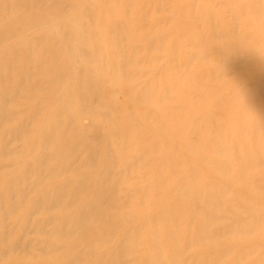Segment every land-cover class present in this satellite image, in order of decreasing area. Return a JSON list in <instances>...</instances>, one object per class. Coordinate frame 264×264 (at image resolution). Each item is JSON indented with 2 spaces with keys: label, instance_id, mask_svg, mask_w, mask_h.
Wrapping results in <instances>:
<instances>
[{
  "label": "bare ground",
  "instance_id": "obj_1",
  "mask_svg": "<svg viewBox=\"0 0 264 264\" xmlns=\"http://www.w3.org/2000/svg\"><path fill=\"white\" fill-rule=\"evenodd\" d=\"M224 1L229 7V12L237 16L236 18L247 16L244 7L234 5L233 0ZM135 2L139 1L0 0V15L11 12L12 9H19V14L11 16L0 28V124L11 119L15 114L7 109L8 103H15L19 97L27 96L26 93L29 91L39 88L54 89L66 77L63 86L67 88V93L62 91L56 93L53 111L35 113L36 116H42L36 127L24 129L19 123L20 125L18 124L19 126L13 131L16 136L26 135L29 139V149L36 148L38 151L21 170L24 192L18 195L17 202L15 200L7 205L8 211L12 212L26 202L25 194L35 191V196L27 202L28 212L24 223L40 211L50 212L73 205L78 207L75 212L62 219L49 218L50 224L56 222L53 227L45 229L43 225L37 224L35 228L37 235L56 240L55 243H48L44 247H36L40 254L52 255L59 260L51 264H89V260L97 256L96 242L105 243L111 236L101 234L99 241L94 238L84 242L83 245L80 243L87 238L86 235L93 227L106 224L103 216L107 212L110 217L115 218L113 222H117L116 214L128 210L132 213L130 216L135 219L140 214V208H145L140 214L143 216V222L125 228L121 237L112 241L116 242L113 253H118L120 264H133L138 261L132 259L130 255L137 246L136 237L141 236L145 226H148L146 235L151 241L157 264H180L179 258L183 252L180 242L189 249L210 235H218L221 229L205 231V228L218 217L213 212L204 211L200 204L209 205L213 210H217L218 206L221 208L219 204L222 201H218L203 189V185L213 186L212 181L204 183L207 174L197 181L192 177L193 184L179 179V170L175 167L182 155L177 150L179 142L184 149H190L192 142L203 153L212 152L226 157V162L222 166L214 159L201 160V164L203 162L208 164L210 170L206 169L207 173L211 171L224 173L227 177L226 185L237 181L245 182L246 169L256 165L264 167V152L260 147L264 135L259 130L264 124V109L261 108L264 105V80H253L244 84L246 86H236L221 94L211 107L193 119L179 142L171 144L166 139L164 133L168 137V133H174L176 129L163 118L164 114L159 116L150 112L147 116H143L145 125L141 124L142 116L138 111L148 105L154 110L161 109V103L168 98V93L177 88L180 76L172 75L174 78L168 80L171 74L167 69L161 70L163 77L167 76L165 79L167 85L156 99L148 90H141L135 96L131 90L133 86H124L125 82L140 78L139 73L127 72L126 67L137 66L138 60H135L134 55L133 58L127 59L125 56L127 52L123 47L125 39L142 41L138 31L144 28L143 19L147 15L142 19L134 15L131 6ZM31 10L36 13L30 14ZM262 11H264V3L261 4L259 11H252L250 16L257 17ZM198 14L196 11H191L190 18L198 19ZM63 21L80 23L75 29L79 39L74 40L70 37L62 42L58 32ZM160 24H154L153 27L157 28ZM178 28L183 30L184 26L178 25ZM220 37L222 36L216 33L207 39L198 33L196 48L199 52L196 56L183 53L189 68L202 53L200 48L215 43L214 40ZM193 40L191 36L189 45L193 46ZM135 48L133 46L131 51ZM178 48L179 46L173 43V50ZM107 50L111 51L110 59L106 56ZM61 58H64L63 63L60 61ZM83 58L94 66L82 65L80 60ZM106 58L109 59L108 63ZM113 60L115 63L112 62ZM256 70L249 67V72ZM205 73L207 72L202 74ZM215 74L210 72L211 76ZM195 78L196 76L193 79ZM197 81L198 78L194 80ZM104 94L111 95V99L113 95L124 98L134 111L128 113L129 116L123 115V111L121 116H117L115 120L111 119L109 123H113V126L116 123H132L138 128L107 126L108 120L104 122L107 118L106 114L99 109L103 105L101 100ZM249 99L257 103L255 108L250 106ZM36 109L40 111L43 107L39 105ZM34 117L35 115L31 116ZM82 119H86L88 123L80 124ZM159 119L161 122L154 125ZM139 126L143 129H139ZM249 131L254 138L255 150H251L252 147L249 146L247 137ZM0 142L1 156H16L22 152L15 154L13 149L7 148L6 143ZM137 150H143L144 154L139 159L128 160L129 153ZM79 151L85 155V160L81 163L77 161ZM236 151L241 155L238 165L230 159V154ZM96 162L102 164V168L97 171L98 177L95 182L86 184V177L88 178L89 174L77 181L66 178L53 181L63 174L80 168L86 169ZM116 162L122 164L123 172L137 171L139 178L134 180L139 179L143 182L149 175L150 183H146L147 186L137 192L119 189L120 184L125 182V177L120 175L115 178L111 175ZM200 165L197 169H200ZM165 168L169 171L166 176L162 175ZM196 172L197 170L192 168L191 172L187 170L188 175L184 173L183 176L185 178L191 174L194 176ZM166 181H171V185L167 186ZM41 184H45L44 187H41ZM137 184L133 183V185ZM214 185L218 186L216 188L222 187L219 182H214ZM226 188L228 187H223L224 190ZM4 189L5 194L10 195L13 181L6 180ZM118 197L124 199L119 200ZM64 198L68 199L64 200ZM2 200L3 196L0 195V205ZM185 213L194 219L190 222H195L197 226V220L204 227L199 233H187L180 228L179 223L184 219ZM158 223H164V231L157 226ZM0 227L3 230L1 232L4 233L1 221ZM259 227L261 224L258 223L249 227L243 226V229L247 232ZM131 228H133L132 232H130ZM231 231L241 230L231 228ZM131 234L137 239L132 243L128 241ZM63 239H68V242L62 243ZM14 245L15 243H10L7 246L13 248ZM225 252L222 251L221 254ZM188 257V261L193 258ZM97 262V264H114V256L106 253L104 258ZM144 264L152 263L145 259Z\"/></svg>",
  "mask_w": 264,
  "mask_h": 264
},
{
  "label": "rangeland",
  "instance_id": "obj_2",
  "mask_svg": "<svg viewBox=\"0 0 264 264\" xmlns=\"http://www.w3.org/2000/svg\"><path fill=\"white\" fill-rule=\"evenodd\" d=\"M136 1L139 2H135L131 6L132 11L135 13L134 15H137L141 19L144 15H147L143 19L144 28L138 31V36H140L139 38L142 37V41L125 39L123 41V47L127 52L125 54L127 59L133 58L132 55H134L135 60H138L137 66L131 65L126 67L127 72L139 73L140 78L135 81L125 82L124 86H133L134 88L132 87L131 90L135 96L141 90H148L156 99L161 95L167 85L165 81L167 76L164 75V78L161 70L167 69V72L171 74V78L168 76V80L174 78L172 75L180 76L177 88L170 91L168 98L161 103L160 112L157 109L154 110L150 105L138 111L140 113L139 115L142 116L140 119L142 125H145L143 116H147L150 112L158 114L159 116L164 114L163 118L167 122L169 121V124L176 129L174 133H168V137L164 133L166 139L171 144L179 142V139L185 135L186 130L191 126L193 119L211 107L221 94L230 91L236 86H246L244 84H248L253 80H264V11L257 17L253 18L250 16L252 11L260 10L264 0H233L232 3L234 5L244 7L247 12V16H242L241 18H236L237 16H233L229 12V7L224 0ZM191 11L199 13L198 19L190 18ZM145 12L149 13L145 14ZM29 13L34 15L36 12L31 10ZM17 14H19V9H12L11 12L2 13L0 15V28L4 26L11 16ZM157 23L161 24L157 28L153 27ZM79 24L75 22H62V26L59 27L58 32L59 37L62 38V42H65L70 37L74 40L79 39V35L75 31ZM178 25H183V30L182 28H178ZM198 33L201 37L207 39H210L216 33L222 37L215 39V43L206 44L205 47L200 48V53H202L196 61H193L194 64L189 68V65L186 64L185 56L183 57V53L184 55L196 56L199 52V49L197 52L196 48L198 44V39H196ZM164 35L166 36L164 37ZM189 36H192L194 39L192 42L193 46L189 45ZM173 43L179 46L177 50H173ZM133 46L136 48L131 51ZM154 47L157 49H154ZM110 53L111 51L107 50L106 56L108 58L111 56ZM109 59L106 58V63H108ZM60 61L63 63L64 58H61ZM80 62L84 66H94L91 62L86 61V58L81 59ZM250 66L257 70L249 72ZM204 72L209 74H202ZM210 72L216 74L211 76ZM195 76L198 78L197 82H194L196 78H193ZM65 81L66 77L54 89L39 88L35 91H29L26 93L27 96L19 97L15 103L10 102L6 106L8 110L15 114L11 119L0 124V141L4 144L6 143L5 145H7L8 149H13L15 154L20 151L22 152L16 156H1L0 152V195L3 196L2 205H0V221L5 231L2 233L0 227V264H51L59 261L57 258L52 257V255L40 254L36 247H44L48 243H55L56 240L37 235L35 228L37 224L43 225L45 229L53 227L56 222L50 224L48 222L49 218L57 217L58 219H62L64 216L75 212L78 208L73 205L50 212L40 211L29 217L27 223H24L28 212L26 209L27 202L36 194L33 191L30 194H25L26 202L14 209V211L9 212V209H7L8 203L14 202L15 200L17 202L19 200L18 195L24 192L23 172L21 170L38 151L36 148L33 150L31 148L29 149V139L26 135H18V137L13 131L20 124H22V128L24 129L36 127L38 120L42 117L41 115L36 116L35 113L37 112H52L56 93L58 91L59 93L61 91L67 93V88L65 85L63 86ZM102 98L101 104L103 105L99 109L106 114V121L104 119L102 121L106 123L108 120L107 126L111 128H119V126L138 128V126H134L132 123H116L114 126L113 123H109L111 119L115 120L117 116H121L123 113V115L129 116L128 113L130 114L134 111L124 98H118L117 95L115 97L113 95L111 99V95L104 94ZM249 101L252 108L257 106L256 102H251V99ZM38 104L40 107H43L40 111L36 109L39 106ZM76 104H78L77 101ZM106 104L107 106H104ZM261 108L264 109V105ZM32 115H35V117L31 118ZM254 116L256 117V115ZM160 122V119L156 120L154 125ZM87 123L88 121L86 119L80 121V124L83 125ZM139 129L143 128L139 126ZM259 130L264 135V124H262ZM247 137L249 146L252 147H250L251 150H255L256 147H254V138L251 135V131H249ZM179 144H175L178 146V152L182 154L180 155L179 162L177 160V164L180 166L177 164L175 166L179 170V179L187 180L188 183L193 184L192 177H195L197 181L207 174L204 183L206 184L212 181L213 186L205 187L203 185V189L218 201H222L219 204L221 208L218 206L217 210H213V207L209 205L205 206L200 204L204 211L213 212L218 217L205 228V231L212 232L218 231L219 229L221 231H219L218 235H210L206 239L198 241L197 245H193L189 249H186L185 244L182 242V245L180 242L181 251H183L179 258L180 264H264V167L256 165L246 169L245 178L247 179H245V182L237 181L231 185H226L227 177L224 173H213L212 171L207 173L206 169L210 170L208 169V164L204 162L201 164L202 158H205L214 159L222 166L226 162V157L212 152L203 153L192 142L190 149H184L180 142ZM260 147L264 152V139ZM78 153L77 161L81 163L85 160V155L81 151ZM101 154L103 155V152ZM143 154V150L134 151L133 153H129L128 160L139 159ZM230 156L231 158H229L232 159L233 163L238 165V160H240L239 157L241 155L236 151L232 152ZM198 165H200V169H197ZM101 168L102 164L96 162L86 169L80 168L74 172L63 174L53 179V181L62 178L77 181L89 174V177H86V184L92 183L96 181V177H98L97 171L101 170ZM192 168L197 170L196 174L194 176H191V174L185 178L183 174L186 173L188 175L187 170L191 172ZM123 170L122 164L116 162L111 172V175H114L115 178L120 177V175L125 177V182L119 186L121 190L137 192L143 187H146V183H150L151 181L149 175L146 176L147 179L143 182H140L139 179L134 180L135 178H139L137 171L123 172ZM168 174V168H165L162 175L166 176ZM6 180L13 181V190L10 195L5 194L4 188ZM246 181L250 183L248 184ZM214 182H219L222 187L216 188L218 186L214 185ZM133 183L138 184L133 185ZM166 183L167 186L171 185V181H166ZM45 184H41V187H44ZM226 186L228 188L224 190L223 187ZM118 198L119 200L124 199L123 197ZM67 199L64 198V200ZM144 209L140 208V214L143 213ZM140 214L134 219L133 216H130L132 215L130 211L120 212L116 214L117 222H113L115 218L110 217L108 212L104 214L103 217L106 224L93 227L86 235L87 238L80 243L83 245L84 242L93 240L94 238V240L97 239L96 241H99L101 234L111 236L105 243L96 242L98 250L97 256L90 259L89 264H97V260L104 258L106 253L113 254L114 264H120V258L117 256L118 253H113L116 249L114 248L116 242L112 241L113 239L115 241L119 239L125 228L128 229L134 224L142 223L143 216ZM188 216L186 213L183 214L184 219L179 223L180 228L184 229L187 233H199L204 227L196 219L197 226L195 222H190L194 219ZM258 223L261 224V227L257 229L247 232L243 229V226L249 227V225H256ZM24 226H28V228ZM157 226L164 231V223H158ZM231 228L240 229L241 231L232 232ZM132 229H130V232H132ZM146 231H148V226L144 227L141 236L136 237L138 238V243L133 248L130 257L138 261L133 264H144L145 259L150 260L152 264H157L154 250L151 248V241L148 240ZM129 236L128 241L130 243L137 240L135 235L131 234ZM61 242H68V239H63ZM10 243H15L13 248L7 246ZM140 251H142V254H140ZM222 251L226 252L221 254ZM196 253L199 255L197 256ZM188 256H192L193 258L188 261Z\"/></svg>",
  "mask_w": 264,
  "mask_h": 264
}]
</instances>
